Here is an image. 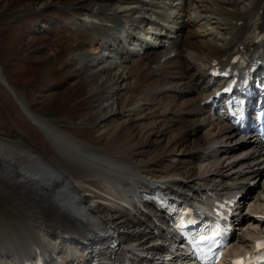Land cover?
Wrapping results in <instances>:
<instances>
[{
    "label": "bare ground",
    "instance_id": "bare-ground-1",
    "mask_svg": "<svg viewBox=\"0 0 264 264\" xmlns=\"http://www.w3.org/2000/svg\"><path fill=\"white\" fill-rule=\"evenodd\" d=\"M100 1L95 14L114 10L105 18L108 22L118 17L124 20L121 32L100 25L90 43L93 56L72 55L67 63L70 74L86 72L102 85L103 111L108 112L98 130L105 143L84 141L73 133L70 139L62 133L57 137L58 125L44 117L35 118L42 131L68 145V149L58 145L60 153L71 154L81 166L70 172L24 141L0 138V178L11 186L19 185L21 193L1 182L0 189L18 208L26 224L24 233L28 232L9 241L10 248L0 245L8 262L0 264H15L23 254L33 257L36 249L46 255L49 264H58L51 259L52 252L63 264H89L96 252L92 243L106 245L118 259L151 264L156 256H163L152 242L164 238L162 241L175 245L166 238L169 231H162L152 219L160 217L154 207L147 206L145 211L135 204L141 203V192L160 184L179 197L203 196V202H196L202 205L208 202L209 189L215 194L226 180L237 188L236 176L243 175L249 163L260 159L264 163L263 154L255 155L263 149L253 137H244L239 125L202 104L213 87L209 70L215 59L227 64L244 50L264 60V43H256L264 34V0H181L180 8L179 0H120L126 7L119 10L110 8L112 0ZM161 7L169 11L162 22H153L149 13H158ZM189 26L205 30H191L190 35L195 36L175 44L168 42L166 47L168 35L179 37ZM138 28L145 31L143 41L136 38ZM149 37L156 43L159 40L160 46L148 44L159 47L148 53L144 62L139 61ZM123 92L127 93L124 100ZM18 104L21 106L20 101ZM20 108L27 112L25 106ZM125 132L128 140H123ZM178 154L186 157L181 168L166 164V155ZM94 160L108 169L102 172L103 178L99 175L113 193L108 194L112 197L106 204L95 202V196L84 188V178L93 173L87 163ZM255 168L249 167V181L256 179L255 187L241 183L236 191L244 192L239 215L245 222L244 230L232 241L238 251L264 230V169ZM114 173L133 182L123 184ZM137 175L144 180H135ZM17 239L20 241L14 243Z\"/></svg>",
    "mask_w": 264,
    "mask_h": 264
},
{
    "label": "rangeland",
    "instance_id": "rangeland-1",
    "mask_svg": "<svg viewBox=\"0 0 264 264\" xmlns=\"http://www.w3.org/2000/svg\"><path fill=\"white\" fill-rule=\"evenodd\" d=\"M101 2L100 0H0V68L9 84L14 87L21 106L27 108L26 114L13 95L0 83V134L11 137L13 141H24L39 153L58 159L70 172H76L81 166L71 154H67L66 151L60 153L58 145L67 149L69 147L67 144H62L61 139L57 138L59 136L57 133H62L61 135L68 139L74 134L85 141L105 143V139L99 136L98 130L101 119L108 112L103 111L105 94L102 85L97 84L95 79L92 80L86 72L70 74L71 68L67 63L72 55L93 56L90 43L96 38L95 30L101 28L100 25H114L111 26L114 30H117L115 25L118 28L122 26L119 17L114 18L113 22H108L105 18V15L110 17L109 14L114 10L105 12V15L95 14L97 4ZM120 2V0H112L110 8L126 7L125 3ZM152 12L149 13L151 17L157 19V15ZM178 18L180 23L182 19L180 16ZM160 22H162L161 19ZM174 26L177 27L176 24ZM191 30L203 32L202 30L205 29L189 26L185 31L180 32V37L176 40L181 41L188 36L190 38L195 36L190 35ZM136 33L142 35L143 31L139 29ZM168 36L171 38L172 34ZM151 39L154 40V37ZM164 42L169 47L168 42L171 41L167 42L165 39ZM152 44L159 45V40L157 43L153 41ZM158 47L148 46V52L142 53L137 57L138 60L144 62L146 55L153 53L150 50L158 49ZM121 67L118 69L122 70ZM126 95L127 93H122V100L126 99ZM46 116L52 123L58 125V130L54 132L57 137L49 136L45 132L44 134L37 128L39 126L35 123V118L48 119ZM76 123L81 125L78 126ZM123 134V140L130 138L128 133ZM164 160L169 166L181 168L186 157L184 154L166 155ZM262 162H252L254 163L252 166L263 167ZM250 164L245 167V170H251ZM95 170V168L92 169L94 175L90 173L84 178L85 190L90 191L89 186L100 193L109 191L106 183L99 179L101 177ZM2 178L0 182L3 186L15 193H21L19 185L11 186ZM135 180H144V177L138 178L137 175ZM0 193L3 195L2 198L0 197V245L4 244L10 248L8 245L12 239L24 233L26 224L22 221V216L13 201H10L1 189ZM96 196L94 199L97 203L106 204L110 201V198L103 199L98 194ZM27 233L26 231L24 234ZM18 240L20 241L17 239L14 243H18ZM1 252L0 248V261L8 263Z\"/></svg>",
    "mask_w": 264,
    "mask_h": 264
},
{
    "label": "water",
    "instance_id": "water-1",
    "mask_svg": "<svg viewBox=\"0 0 264 264\" xmlns=\"http://www.w3.org/2000/svg\"><path fill=\"white\" fill-rule=\"evenodd\" d=\"M0 79H1V81L4 83V84H6V82L4 81V79L0 76Z\"/></svg>",
    "mask_w": 264,
    "mask_h": 264
}]
</instances>
